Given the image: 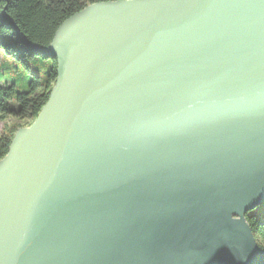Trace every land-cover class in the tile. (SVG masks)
Listing matches in <instances>:
<instances>
[{"label": "water", "instance_id": "1", "mask_svg": "<svg viewBox=\"0 0 264 264\" xmlns=\"http://www.w3.org/2000/svg\"><path fill=\"white\" fill-rule=\"evenodd\" d=\"M0 159V264H264V0H108Z\"/></svg>", "mask_w": 264, "mask_h": 264}, {"label": "trees", "instance_id": "2", "mask_svg": "<svg viewBox=\"0 0 264 264\" xmlns=\"http://www.w3.org/2000/svg\"><path fill=\"white\" fill-rule=\"evenodd\" d=\"M108 0H0V45L7 56L24 65L31 72L26 90H18L16 83L4 80L0 70V122L7 116L28 119L29 126L47 102L57 78V62L47 55L60 24L89 4ZM0 56V63H1ZM49 60L46 69L42 63ZM22 124L0 132V159ZM23 126V127H25ZM259 244L264 248V202L246 213Z\"/></svg>", "mask_w": 264, "mask_h": 264}, {"label": "rangeland", "instance_id": "3", "mask_svg": "<svg viewBox=\"0 0 264 264\" xmlns=\"http://www.w3.org/2000/svg\"><path fill=\"white\" fill-rule=\"evenodd\" d=\"M0 56L2 58L0 63V70L4 74V80H8L11 83H16V87L18 90H26L28 88V80L31 78V72L27 67L20 64L16 60L10 58L5 54V52L2 50L0 45ZM50 62L49 60H46L44 63H42V68L46 69L49 66ZM28 119L24 120H18V118H15L13 116H7L4 122H0V132L3 131L5 125L8 127H13L17 124H22L25 126V122H27ZM29 121V120H28ZM22 126V127H23Z\"/></svg>", "mask_w": 264, "mask_h": 264}]
</instances>
